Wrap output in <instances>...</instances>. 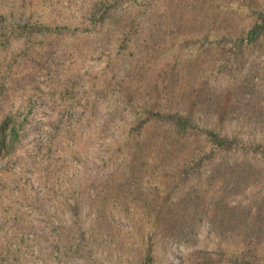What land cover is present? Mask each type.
Returning <instances> with one entry per match:
<instances>
[{
  "label": "rangeland",
  "instance_id": "obj_1",
  "mask_svg": "<svg viewBox=\"0 0 264 264\" xmlns=\"http://www.w3.org/2000/svg\"><path fill=\"white\" fill-rule=\"evenodd\" d=\"M170 1L122 0V9L103 22L87 12L95 0H0V25L5 26L0 32V122L7 119L8 134L7 152L0 153L6 154L0 159V264H132L145 247H155L156 260L167 264H264V238L257 247H247L238 238L237 226L197 219L195 240L153 238V223L146 214L129 209L125 191L118 194L112 188L105 200L103 192L83 182L76 154L111 174L118 161L131 156L132 141L143 129L129 134V128L145 108L183 105L200 123L213 124L257 148L253 146V154L243 144L222 149L213 163L195 168L200 175L184 183L178 181L182 157L179 169L144 168L142 187L151 190L152 201L174 206L186 193L192 196L203 175L227 158L232 166L248 159L244 177L250 185L235 190L233 208L226 213L241 204L254 205L253 199L264 202V149L258 147L264 143V122H256L264 115L249 107V99L257 98L264 106V34L248 46L244 57L234 52L233 37L221 39L228 30L233 35L248 30L257 21L252 6H264V0H207L199 5L198 17L205 12L201 7L210 6L213 22L197 23L195 36L189 30L176 32L166 47L154 49L146 62L162 70L159 85L167 80L169 87L163 85L166 92H161L154 85L141 95L135 81L144 77L140 57L148 42H142L143 37L122 41L117 17L134 13L144 20ZM191 1L185 0L183 11ZM145 26L152 27L148 21ZM208 28L209 36H203ZM179 74H185L182 80L176 78ZM202 87L209 88L213 103L221 99L219 114L208 109L211 105L198 104ZM244 90L248 106L225 115L226 107L242 104ZM124 93L135 96L123 100ZM119 102L127 108L114 115ZM105 122L110 128L103 127ZM13 126L20 129L18 137ZM200 139L205 150L214 147L206 137ZM60 161L72 164L59 168Z\"/></svg>",
  "mask_w": 264,
  "mask_h": 264
},
{
  "label": "trees",
  "instance_id": "obj_2",
  "mask_svg": "<svg viewBox=\"0 0 264 264\" xmlns=\"http://www.w3.org/2000/svg\"><path fill=\"white\" fill-rule=\"evenodd\" d=\"M121 1L122 0H95L93 6L88 9L87 12L92 16L99 15L97 21L101 20L106 22L107 18L118 13V11L122 9L120 6ZM206 2L207 0H192L190 2L191 6H188L187 9H185L186 11H183L181 6L185 3V0H172L165 9L157 11L155 14L151 15V17L144 20L139 19L138 14L134 13L130 17H117L121 19V25L123 27V29H121L122 41L131 39L139 40V38L142 39L143 37L141 41L148 42L144 54L140 57L143 67L142 74L144 77L137 76L135 81V83H137L135 87H140V91H143L141 93L139 92L141 95H144L145 91L147 89L149 91L154 85H156L161 92H166L163 85H165L166 88L169 87L167 80L159 85V82L162 81V78H159L162 70L154 64H152V67L148 65L146 62L147 58L153 54L155 48L163 49L166 47L169 40L173 38L174 33L177 32L178 35L181 34L180 32L189 30L195 36L199 34V32L196 31L197 23L207 20L213 22L214 11L208 9L211 8L210 6H207V8L204 6L201 7V10H205V12L199 17L197 15V12L200 10L198 8L199 5ZM252 8L257 16V21H255L248 30L240 34L238 33L237 35H233L232 31L228 30V32L224 33V37H221L222 40H224L223 38L229 39L233 37L232 44L235 47L234 52L238 53V55L241 54L243 57L248 46L254 44L264 34V6H252ZM189 9L190 11H188ZM193 11L196 12L194 15ZM191 19H195V21L192 22ZM147 21L151 23L152 27L145 26ZM4 28L5 26L3 24L0 25V32L3 31ZM140 29L142 31H140ZM210 30L211 29L208 28V32H204L203 36H209ZM189 31L186 32L189 33ZM3 34L6 36L7 31H4ZM6 41H9V35L6 37ZM121 45H124V43ZM144 67H147L146 70ZM256 67L258 66L253 63L252 68L256 69ZM236 68L239 69V67ZM262 68L264 69V67ZM145 73H148L146 77ZM184 76L185 74L182 76L179 74L176 75V78L182 80ZM254 76L252 75L251 78L253 79ZM202 89L203 93L198 98V104L203 102L202 108L211 105L208 109L213 108L215 114L216 112L219 114L222 111L220 110L221 99H219L217 104L213 103L211 101L212 95L208 94V91L211 92L209 88L202 87ZM124 94L120 95V97L122 96L121 98H124L123 100L127 97L135 96L133 95L134 93ZM248 94L249 93H246L245 90L242 91L240 95L242 104L239 107H226L227 111L223 113H225V115H229L230 113L235 114L237 113L236 111L242 110L241 106H248V98H246ZM205 100L210 103H207ZM249 101V107L255 108L257 110L255 111L256 113L259 110L257 113L258 115H264V106L261 105L259 98H257L255 102H252L251 99H249ZM153 106L155 105L152 104L145 108L142 115L129 128V134L133 131L143 130L141 131V135L132 141V150L129 151L131 156L127 158V161H118L116 163L115 172H111V174L103 173L100 170L102 168H99V170L97 169L96 162L94 163L92 161L91 164H94L90 165L89 157L83 158V155L76 154L78 156L77 163H79L78 165L83 171V182L85 185H87L89 189L96 188L98 191L103 192L105 200L110 196V189L112 188H116L118 194L125 191L123 195L129 196L130 203L127 204L129 209H133L136 213L146 214L149 221L153 223V238L159 235V237L172 242L195 240V236H193V233L195 234L196 231L194 229V220L197 219L196 221H203V224L208 221V224L210 222H218L219 227L223 224L225 226L227 223L237 226L240 230V236L238 238L246 243V245H249L247 247H257L260 242H263L264 238V202H260L259 200L255 201V199H253L254 205L241 204V208H238V210L233 211L232 209V213H226L229 209L233 208L231 207V203L234 202L232 199L236 196V191L241 188L245 189L250 185V182L246 181L244 177L246 169L245 164L249 162L248 159H246V161L234 160L238 164L233 166L230 165L232 163L227 165L229 162L227 158H225L227 162H223L222 160L219 161L215 164V170L213 169L203 175V179L199 183V186L197 185L195 187L196 191L194 194H190L192 196H189V194L186 193L178 202H174V206L168 205L164 200L159 202L152 201L149 195L151 190L148 191L146 187H142L143 180L141 179L144 168L149 167L153 169L155 167H162L165 170L171 167H177L179 169L180 162L183 160L184 164L181 169L183 173L178 181L184 183L189 179L194 180L195 176H193V174L200 175L202 171L197 168L196 171L200 172L195 173V168L197 166L201 168V166L205 165L207 162L213 163L212 158L215 157L220 150H232L235 146L243 144V147L253 154V146L257 148V145L240 143L238 136L223 134V131L215 128L213 124L200 123V119L195 117V113H193L192 110L189 113L183 105L172 110L169 108H160L157 110ZM124 108H127V106L119 102L116 107L112 109V112H114L115 115ZM257 118H259V120L256 121L257 124L258 122H264L263 117ZM6 122L7 119L0 122V153L7 152V150H5V146L8 144L6 142V135H8ZM103 127L106 129L108 124L105 122ZM108 128H110V126ZM11 131L13 134L17 135V137L19 136L18 132L20 129L16 126H13ZM192 133H196L194 140L190 139ZM100 135L104 136V134L101 133ZM204 136L214 144V147L210 148L209 151L208 149H204V144H202L200 139L201 137L205 138ZM193 142L198 144L193 145ZM258 147H263L264 149V143L259 144ZM200 148H203L201 153H199ZM195 152H198L199 155L193 158L192 154ZM5 156L6 154L4 153H2V155L0 154V159ZM180 157L183 159L180 160ZM186 158H188V161ZM62 160L64 161L65 157H63ZM63 161L58 163L59 168L65 167L66 169L72 164L67 161H65L67 164H64L65 162ZM231 169H233V172H231ZM187 197L189 200L186 199ZM154 249L155 247H145L141 259L131 263L167 264L166 261L162 262L156 260Z\"/></svg>",
  "mask_w": 264,
  "mask_h": 264
}]
</instances>
